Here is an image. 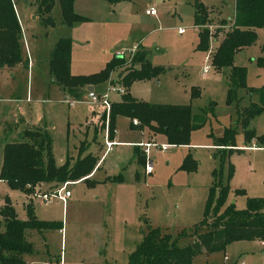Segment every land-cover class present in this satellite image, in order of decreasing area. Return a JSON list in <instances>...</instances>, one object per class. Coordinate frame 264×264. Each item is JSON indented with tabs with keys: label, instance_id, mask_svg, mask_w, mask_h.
Segmentation results:
<instances>
[{
	"label": "rangeland",
	"instance_id": "obj_1",
	"mask_svg": "<svg viewBox=\"0 0 264 264\" xmlns=\"http://www.w3.org/2000/svg\"><path fill=\"white\" fill-rule=\"evenodd\" d=\"M52 2L48 16L54 24L49 27L42 23L46 15L38 10L35 0H14L13 9L22 32V53L28 58V65L0 71V118L17 120L21 115L32 123L41 117L51 138L54 165L63 162L66 152L74 155L70 162L83 156L87 148H91L93 139L102 143L101 131L99 135L89 128L86 134L84 128L89 109L92 120L102 111L100 106L87 104V92L81 91L77 98L71 96V99L49 95L52 86L48 78L49 53L59 38L69 37V34L74 75L96 73L104 67V61L116 57L123 62L107 80L117 82L131 68L129 51L143 47L149 51L151 66L162 67L164 71L147 83L133 84V94L151 104L189 105L193 114L202 110L205 122L201 128L190 132L187 145L170 146L166 152L150 148L147 161L151 164V172L144 174V164L138 166L139 180L135 183L104 188L78 184L67 188L71 193L70 203L51 199L42 206L34 204L37 217H43V220H37L47 222L51 227L29 233L28 239L38 252L30 258L33 264H126L128 254L141 240V232L148 228L166 230L174 239L182 231L191 233L193 226L203 218L212 172L218 169L216 154L226 149L211 147L213 140L220 138L228 128L235 129L234 149L225 161L231 166V174L228 192L218 210H243L247 198H264L263 97L259 93L239 90L236 97L240 99L226 105L228 70L217 72L210 67L208 73L201 76L206 52L213 50L222 32L230 28L233 0H120L117 4L105 0H79L75 10L90 21L74 22L72 29L59 24L58 0ZM195 2L206 12L204 27L200 29L207 32L204 51L196 49L198 40L193 33ZM110 8L122 9L125 15L106 22L103 15ZM148 9L156 12L155 21L144 16L143 12ZM178 29L183 32L181 36L177 34ZM232 65L244 69L245 89L258 90L264 86V28L257 29L256 40L251 46L233 55ZM107 86H96L95 94H104ZM116 95L119 96L110 93L111 97ZM44 98L48 100L38 101ZM63 100L74 103L67 108L68 104ZM249 104L261 108V112L249 121L254 144L244 142L243 129L237 124L240 122L238 114ZM13 124H5V128ZM114 129L116 141H137L136 135L127 130L124 118L115 119ZM156 142L165 143L163 139ZM102 153L103 148L98 157ZM137 153L141 154L138 150ZM186 156L196 163L192 171L180 168ZM130 159L131 147H112L103 156L102 170L94 180L102 178L106 170L131 182L136 167ZM33 191L34 188L30 196ZM10 194L7 185L0 182V198ZM102 197L108 200L103 206L98 202ZM217 198V192H214L213 205H217ZM62 207L64 211L66 209L64 218ZM14 210L16 218L23 221L21 204L16 203ZM73 221L78 233L70 240ZM59 223L61 238L57 233ZM55 225L58 226L53 227ZM2 230L0 222V232ZM188 243L187 235L177 239L178 245ZM237 252L243 254L236 258ZM223 254L228 257L226 262L219 252L211 260L197 256L191 264H264L253 243H229Z\"/></svg>",
	"mask_w": 264,
	"mask_h": 264
},
{
	"label": "trees",
	"instance_id": "obj_2",
	"mask_svg": "<svg viewBox=\"0 0 264 264\" xmlns=\"http://www.w3.org/2000/svg\"><path fill=\"white\" fill-rule=\"evenodd\" d=\"M74 0H58L61 24L70 26L83 18L72 12ZM114 3L117 0H105ZM38 10L46 18L42 23L53 26L48 16L53 6L52 0H35ZM14 0H0V69L13 68L22 65L26 60L22 56V34L13 9ZM206 21L205 9L195 2L193 10V25L202 26ZM264 28V0H233V18L229 30L223 31L221 39L211 53V67L220 72L227 69L226 105L236 102L239 90L246 93H259L264 99V86L261 89H245V72L242 67L232 65V57L242 48L251 46L256 40V29ZM207 32L198 31L196 49L205 50L207 47ZM70 40L59 38L53 45L48 57V74L56 86L65 90L73 98H77L81 90L87 86L95 87L107 81L109 74L123 61L113 58L104 67L92 74L73 76L69 72ZM130 69L120 76L118 84L123 88L119 102H112L108 111L110 135L114 129L117 117L128 119L129 128L136 131L147 130L152 135L162 136L170 146L188 144L190 132L199 129L205 122V112L200 110L192 113L189 105L151 104L133 99L127 90L133 82L155 79L164 71L162 67L151 66L145 51L137 49L130 59ZM261 112L255 104H249L238 114L243 129L244 142L254 139L249 121ZM136 124H132V121ZM105 121V111L102 110L95 118V132L102 131ZM234 128L223 131L220 138L213 140V147L226 148L216 155L218 169L212 172V184L209 188V198L206 201L203 218L193 226L192 232L182 231L177 238H172L166 230L148 228L141 232V240L134 250L128 254L126 264H191L197 256H208L222 252L224 248L238 241L264 240V198H247L243 210L228 208L223 212L218 206L228 192V180L231 166L225 163L229 153L234 149ZM230 148V149H229ZM141 153V152H140ZM138 166L144 164L143 154H138L133 148L132 153ZM224 163L226 166H224ZM96 164V158L90 154L77 156L73 162L66 158L62 165L55 166L51 153V140L40 126H27L20 133V140L5 143L2 147L0 181L10 190L19 191L26 195L49 194L67 182L83 180L90 174ZM195 162L189 156L183 160L180 168L192 171ZM224 166V168H223ZM224 171V174L222 175ZM136 173L134 180L138 179ZM107 181L123 182L121 175L107 178ZM45 187L44 191L40 187ZM217 192V205L212 204V195ZM34 200L33 195L30 196ZM25 220L16 218L13 207L6 197L1 199L0 222L3 230L0 232V264H25L23 255L33 252L32 246L25 240L26 230H45L51 225L38 221L28 202L25 207ZM191 242L178 245L177 239L185 236Z\"/></svg>",
	"mask_w": 264,
	"mask_h": 264
},
{
	"label": "crops",
	"instance_id": "obj_3",
	"mask_svg": "<svg viewBox=\"0 0 264 264\" xmlns=\"http://www.w3.org/2000/svg\"><path fill=\"white\" fill-rule=\"evenodd\" d=\"M79 0H74L73 1V4H72V12L75 14V15H77V16H79V17H81V18H83V20L81 21V22H83V21H90V18H88V17H85L84 15H80V13H78L76 10H75V7H76V3L78 2ZM119 1L120 0H117L116 2H114V3H112V4H117V3H119ZM154 10V9H153ZM116 12H119V15H117L118 13H116ZM59 13H60V10H59ZM143 14H144V12H143ZM125 15V13H124V10H122V9H119V10H114L113 8H110V9H107V12L105 13V15H103V20L104 21H106V22H111V21H115L116 20V18L115 17H119V16H124ZM155 15H156V12H155ZM149 16V15H146V14H144V16H146V17H148V18H151L153 21H155L156 20V16ZM60 20H61V17H60ZM232 21H230V22H228V24L229 23H231ZM80 23V22H79ZM19 24V23H18ZM59 24H61V22L59 21ZM74 24V23H73ZM222 24H226V23H222ZM227 24V25H228ZM61 25H63V24H61ZM63 26H65V27H67V28H69V29H72L73 27L72 26H74V25H70V26H66V25H63ZM20 27V26H19ZM49 27H52V26H49ZM193 27H194V34L196 35V38H197V40H198V37H197V34H198V31L199 30H197L196 29V27L193 25ZM20 31H21V27H20ZM256 31H257V29L255 30V33H256ZM21 34H22V32H21ZM177 34L179 35V36H181L182 34H183V32L182 33H178L177 32ZM63 38H68L69 40H70V44H71V42H72V37H71V34H69V37H63ZM137 49H140V50H143V51H145L146 52V54H147V59H148V61H149V51L147 50V49H145V48H143V47H136ZM136 49V50H137ZM243 49V48H242ZM70 50H71V45H70ZM71 51H70V61H69V72H70V74L71 75H73V76H77V75H74V73L71 71ZM109 54V53H108ZM22 56H23V58L26 60V62L24 63V64H22V66H25V67H27V65H28V58L27 57H25L24 55H23V53H22ZM108 61H104V63L103 64H106ZM20 65H16L15 67H13V68H17V67H19ZM152 66H156V65H152ZM13 68H3V69H0V71H2V70H4V71H10L11 69H13ZM168 69H170V68H168ZM79 75H82V74H79ZM202 76V75H201ZM205 76V75H204ZM204 76H202V77H204ZM111 77H112V75H111ZM48 78L50 79V77H49V74H48ZM112 81H106V82H104V83H102V84H100V85H97V86H101V85H108V86H116V85H120V84H118L115 80H113V79H111ZM150 80H152V79H150ZM150 80H145V81H137V82H133L131 85H130V87L128 88V90H127V92H128V94L130 95V97L131 98H133V99H136V100H139V101H143V102H146L145 101V99H141L140 97H136L134 94H133V92H132V86H133V84H136V83H147V82H149ZM154 80V79H153ZM50 83L52 84V86H51V89H50V92H49V95H51V96H54L55 98H57V96L58 95H60V96H64L63 98H68V99H71L72 97L65 91V90H62V89H60L58 86H56L54 83H52V81L50 80ZM96 87V86H95ZM95 87H92V91H94V88ZM107 88V87H106ZM81 91H85L86 92V90L85 89H83V90H81ZM80 91V92H81ZM119 95V94H118ZM66 96V97H65ZM120 97H121V94L119 95V96H115V97H111L110 95H109V101H110V103H112V102H119L120 101ZM45 99V98H44ZM48 100V99H47ZM46 99L45 100H38V101H40L41 103L42 102H45V101H47ZM61 99H59L58 101H60ZM148 103V102H147ZM67 105V104H66ZM170 105H173V104H170ZM70 106H68L67 105V108H69ZM88 117H87V120L85 121V123H84V128L86 129V134H87V131H88V129L89 128H92V130H93V133H97V134H99V132H95L96 130L94 129V127H93V122L92 121H94V120H92V116H91V111H90V109L88 110ZM18 119L17 120H11V119H9V120H7V119H2V118H0V166H1V156H2V147H3V145L5 144V143H14V142H18L19 140H20V133L25 129V127H27V126H40L41 128H42V130L43 131H45L46 133H47V135L49 136V134H48V131H47V128H46V125H45V122L42 120V118L40 117H37L38 119L36 120V122H32V123H30V122H28L26 119H24L21 115L19 116V117H17ZM118 118V117H117ZM121 118H123V117H121ZM126 121H127V130L129 131V133H133L134 135H136V138H137V141H134V140H132V141H127V142H119V141H116V134H117V132H116V130L114 129V131H115V133L113 134V136L110 138V140H113L115 143H117L116 145H114L113 147H116L117 145H121V146H128V147H131V161L133 162V164H135V167L136 168H133L134 170H133V177H132V180H131V182L129 181V180H125V179H123V182H120V183H114V182H110V181H107V178H111V177H113V176H116L114 173H110V171H106L105 170V172H103V175H102V178H100L99 180H94V176L98 173V172H100L101 170H102V164H103V160H102V158H103V156L105 155V153L106 152H109V151H106L105 150V147H104V145H103V139H102V143L99 141V142H96V140L95 139H93L92 140V146H91V148L89 149V148H87V152H86V154H90V155H92V156H94L95 158H96V164H95V166H94V168H93V170L90 172V174L86 177V180H87V182H84L83 180H78V181H73V182H67V183H64L65 184V190H67L68 191V187L69 186H74V185H78V184H83V183H86V184H91V187H93V188H95V187H99V188H104V187H107V186H110V185H118V186H122V183H135V182H137L138 180H139V176H138V179L137 180H134V174L136 173L137 175H139V170H138V165H136V163H135V159H134V157H133V155H132V153H133V148H136L138 151H140L141 153H142V150H143V148L139 145V144H144V143H147V142H150V141H154V142H156L157 141V139H163V142H165V140H164V138L162 137V136H159V135H152L151 133H149L147 130H145V129H143V130H141V131H136V130H132V129H130L129 128V121H128V119H126V118H124ZM12 123H14L13 125L14 126H9L8 128H5V124H12ZM134 125V124H133ZM69 125H67V131L69 130ZM18 129V130H17ZM14 131H16V132H14ZM14 133V134H13ZM100 133H102V131L100 132ZM100 135V134H99ZM50 137V136H49ZM86 138V137H85ZM152 139H154V140H152ZM50 140H51V138H50ZM252 143L251 144H254V142L253 141H251ZM157 144H166V143H158V142H156ZM169 147H170V145H168ZM98 147H101V149L103 148V153L98 157V152H100V150H98ZM211 147H213V146H211ZM73 149H75V151H74V153H76V146H74L73 147ZM251 149H253V147L251 148ZM168 150V149H167ZM166 150V151H167ZM166 151H164V152H166ZM66 152V151H65ZM51 153H52V147H51ZM53 157V156H52ZM72 157H74V155H71V154H68L67 152L65 153V155H64V160L66 159V158H69V160H71V158ZM64 160H63V162H64ZM63 162L60 164V163H58L59 165H55V166H60V165H62L63 164ZM130 162V161H129ZM144 173V172H143ZM0 182H2V183H4L3 181H0ZM44 188L45 187H40V190L41 191H44ZM10 190V189H9ZM11 191V194L10 195H7V196H5L7 199H8V201L10 202V204H11V206L13 207V209H15V205H16V203H20L21 204V209H22V211H23V213H24V220H25V211H24V207H25V205L29 202L30 204H31V207H32V210H33V214H34V216H35V218L36 219H40V220H43V219H41V218H43V217H37V215H36V211H34V209H35V205L34 204H38L39 206H42L41 204H43V203H40L39 201H37V200H33V199H31L30 198V195H26L25 193H22V192H19V191H14V190H10ZM69 192V191H68ZM12 194H14V196H12ZM100 199V201H98L102 206H103V204L105 203V202H108V200H106L105 198H99ZM66 201H68L69 203L71 202V193L69 192V197L68 198H66V200H65V202ZM0 204H1V198H0ZM14 212H15V210H14ZM62 212H63V218L64 217H66L65 215H66V209H65V211L63 210V207H62ZM16 214V213H15ZM39 216V215H38ZM77 219V218H76ZM39 221V220H38ZM56 226H58V225H55V226H53V227H56ZM72 226H73V231H72V235H71V238H70V240H73V238H74V236L78 233V228H76V225L74 224V221H73V223H72ZM32 230H26L25 232H24V238H25V240L32 246V243L29 241V239H28V236H29V233L31 232ZM40 231H43V230H40ZM39 232V231H38ZM57 233L59 234V236H60V238H61V235H60V223H59V226H58V230H57ZM191 242V239H189V243ZM233 243H253L255 246H256V248H258L259 249V251H260V261L263 263L264 262V240L263 241H256V240H252V241H238V242H233ZM32 249H33V252H32V254H30V255H23L22 256V260L24 261V263L25 264H33V261H30V258L32 257V256H34L36 253H38L36 250H35V248L32 246ZM224 251V250H223ZM223 251L221 252L222 253V260H223V262H226L227 260H228V257L226 256V255H224L223 254ZM240 252V251H239ZM216 253H219V252H216ZM216 253H213V254H210V255H208V256H202V257H205V258H209L210 260L211 259H213V255H215ZM243 253H236L235 254V256H236V258H238V257H240L241 255H242ZM244 254H246V253H244ZM251 255H253V254H251ZM49 255H48V253H47V260H49ZM224 258H226V259H224Z\"/></svg>",
	"mask_w": 264,
	"mask_h": 264
},
{
	"label": "built area",
	"instance_id": "obj_4",
	"mask_svg": "<svg viewBox=\"0 0 264 264\" xmlns=\"http://www.w3.org/2000/svg\"><path fill=\"white\" fill-rule=\"evenodd\" d=\"M144 14L149 15V16H154L155 11L153 9H148L144 11ZM231 25H232V22L228 26L231 27ZM203 27L204 26H196V29L200 30ZM177 32L182 33V30L178 29ZM136 49L137 48L134 47L131 51H129V57H128L129 61L131 57L133 56V54L135 53ZM211 53H212V49H208L204 57L203 66L201 67L202 76L206 75L208 71L210 70ZM114 92L120 95L123 93V88L120 85L107 86L106 92L102 95L100 94L97 95L95 94L94 91L87 92V99H88L87 104L89 106H100L102 110L105 111V121H104V127L102 129V139H103V145L106 151L111 150V148L117 144L113 140H110V137H109L110 130L108 127V111H109V106H110L109 95L110 93H114ZM63 101L66 102L68 106H71L74 103V101H69V102H67L66 100H63ZM132 124H136V121L133 120ZM111 133L113 136V134L115 133L114 129L111 131ZM139 145L143 148L142 150V154L144 156L143 172L144 174H149L151 172V164L149 161H147V154L149 152V149L157 148L159 151L164 152L168 149L169 146L167 144H157L154 141H150V142L139 144ZM68 197H69V192L65 190V184L61 185L58 189H56L55 191L49 194H34L33 193V198H35V200L43 204L48 203L51 199H57L61 202H65L66 198Z\"/></svg>",
	"mask_w": 264,
	"mask_h": 264
},
{
	"label": "water",
	"instance_id": "obj_5",
	"mask_svg": "<svg viewBox=\"0 0 264 264\" xmlns=\"http://www.w3.org/2000/svg\"><path fill=\"white\" fill-rule=\"evenodd\" d=\"M85 90H86V92H92V87H91V86H87V87L85 88Z\"/></svg>",
	"mask_w": 264,
	"mask_h": 264
}]
</instances>
